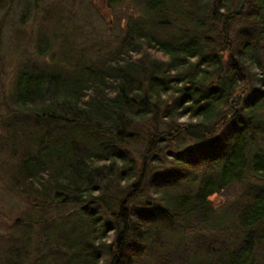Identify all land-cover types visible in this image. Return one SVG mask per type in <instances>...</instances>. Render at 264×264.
Wrapping results in <instances>:
<instances>
[{"label":"trees","instance_id":"16d2710c","mask_svg":"<svg viewBox=\"0 0 264 264\" xmlns=\"http://www.w3.org/2000/svg\"><path fill=\"white\" fill-rule=\"evenodd\" d=\"M138 2L107 59L42 30L51 60L17 73L0 156L26 211L0 264H264V0Z\"/></svg>","mask_w":264,"mask_h":264},{"label":"rangeland","instance_id":"374dc122","mask_svg":"<svg viewBox=\"0 0 264 264\" xmlns=\"http://www.w3.org/2000/svg\"><path fill=\"white\" fill-rule=\"evenodd\" d=\"M9 1L7 7L0 11L1 116L8 111L14 80L24 63L44 65L51 60L52 55L42 59L37 53V40L42 30L51 36L55 34L59 41L58 46L56 44L54 47L56 53H59L62 42L70 40L74 51L88 60L107 59L119 48L130 18L140 17L144 9L138 0ZM246 14L241 12L240 16ZM255 86L258 91H263L262 86ZM256 95L245 93L238 106L244 107L245 101L253 100ZM190 147L193 144L182 145V148ZM5 162H10L8 156H0V250L9 237H14V222L26 211L25 204L7 184L2 169ZM247 182L259 184L253 177ZM245 189L244 184L231 185L215 197V206L221 212L225 211L226 207L241 200ZM205 238L208 239V234H205Z\"/></svg>","mask_w":264,"mask_h":264},{"label":"water","instance_id":"95a60500","mask_svg":"<svg viewBox=\"0 0 264 264\" xmlns=\"http://www.w3.org/2000/svg\"><path fill=\"white\" fill-rule=\"evenodd\" d=\"M238 98H239V100H238L237 104L239 105V104H240V102L242 101V96H241V95H239V96H238Z\"/></svg>","mask_w":264,"mask_h":264}]
</instances>
